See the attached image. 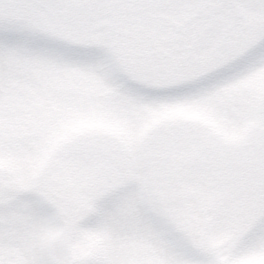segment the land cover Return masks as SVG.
<instances>
[{
    "label": "snow or ice",
    "instance_id": "6c2138e0",
    "mask_svg": "<svg viewBox=\"0 0 264 264\" xmlns=\"http://www.w3.org/2000/svg\"><path fill=\"white\" fill-rule=\"evenodd\" d=\"M0 264H264V0H0Z\"/></svg>",
    "mask_w": 264,
    "mask_h": 264
}]
</instances>
